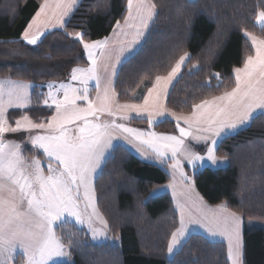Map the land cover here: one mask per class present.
I'll return each instance as SVG.
<instances>
[{
    "label": "trees",
    "instance_id": "obj_1",
    "mask_svg": "<svg viewBox=\"0 0 264 264\" xmlns=\"http://www.w3.org/2000/svg\"><path fill=\"white\" fill-rule=\"evenodd\" d=\"M153 2L158 15L148 36L119 68L115 80L118 100L140 102L137 97L144 96L156 76L168 74L184 52L191 59L170 89L167 107L187 114L194 104L232 90L236 85L233 69L254 55L252 41L244 33L264 39V26L257 22L264 0ZM40 3L42 0H0V77L34 84L32 104L10 111L13 123L23 115L39 123L50 120L55 108L39 101V88L65 81L74 68L89 64L82 44L63 31H54L38 46L23 41L22 33ZM126 4L127 0H82L66 30L86 31L88 41L109 36L115 22L123 21ZM133 121L163 132L178 128L171 119L159 124L143 118ZM25 150V154L31 153L28 146ZM111 152L94 187L109 232L120 241L97 243L85 229L65 223L57 231L70 249L71 260L57 264H230L226 242L197 232L169 258L168 245L179 227V212L169 191L156 190L167 184L170 174L158 164L140 159L122 143ZM216 152L228 158L225 167L190 171L200 195L210 205L226 202L246 222L264 221V117L221 139ZM244 229L245 264H264V226L250 228L246 223Z\"/></svg>",
    "mask_w": 264,
    "mask_h": 264
},
{
    "label": "snow or ice",
    "instance_id": "obj_2",
    "mask_svg": "<svg viewBox=\"0 0 264 264\" xmlns=\"http://www.w3.org/2000/svg\"><path fill=\"white\" fill-rule=\"evenodd\" d=\"M81 2L42 0L22 33L24 42L38 46L54 31H63L82 44L90 61L89 67L72 70V81L84 87L46 85L50 89L48 95L52 104L49 105L48 99L44 104L56 109L48 123H36L28 115H23L12 126L6 115L8 109H27L31 102L29 89L33 85L12 79L0 80V264H16L17 248L23 250L22 255L26 258L22 264H55L59 258L70 259V253L55 230L68 222L86 224L93 240L107 237V221L97 207L94 178L101 161L114 146L115 131L130 134L131 139L128 135L123 138L138 145L146 162L168 166L174 177L179 173L186 182L181 194L185 203L178 200L177 204L180 226L171 235L168 252L173 253L187 238L189 225L202 224L212 235L227 238V255L231 264H245L241 215L230 211L226 202L209 209L198 193L193 199L195 181L184 172L183 162L191 163L194 169L217 166L223 162L214 155L220 140L250 126L258 117H264V40L257 41L251 33H244L252 40L255 56H248L242 68L233 69L235 87L211 100L194 104L190 116H177L163 109L161 104L169 86L182 74V67H187L191 59L188 52L179 57L167 76L155 77V83L146 89V95L137 97L142 103L119 104L115 102L113 87L117 65L122 63V58L135 55L136 47L158 15L157 6L151 0H127L123 23L117 20L113 28L116 35L88 41L86 31L70 33L66 30ZM257 22L264 26V11L259 12ZM113 51L116 52L114 62ZM194 67L199 68L198 65ZM215 75L219 78L220 74ZM89 81L96 89L95 103L89 99L86 86ZM52 89L62 90L63 99H58ZM77 100L85 101L87 106L77 107ZM103 113L121 121L145 118L150 124L163 123L171 117L177 127L181 121L186 127H179V136L146 133L123 122L117 123V119L99 121L98 114ZM76 121L83 122V127L79 128L78 136H70L65 126ZM193 129L203 134L193 135ZM32 130L37 134L30 136L31 145L42 150L49 161L56 162V167L47 164V175L40 160L33 159L29 163L25 159L20 143L3 139L5 133ZM44 130L48 131L45 133ZM145 136L148 139H144ZM187 137L201 143L210 142L212 147L207 149L206 156H200L186 145ZM169 187L175 191L176 185ZM193 209L198 215H193Z\"/></svg>",
    "mask_w": 264,
    "mask_h": 264
},
{
    "label": "rangeland",
    "instance_id": "obj_3",
    "mask_svg": "<svg viewBox=\"0 0 264 264\" xmlns=\"http://www.w3.org/2000/svg\"><path fill=\"white\" fill-rule=\"evenodd\" d=\"M260 24V23H259ZM95 40H100V39H95ZM253 56V55H252ZM81 68H85V67H82V66H80ZM71 77H72V72L70 73V76L65 80V81H58L57 83H46V84H44V85H42L41 86V88H39V90L37 91V95H38V97H39V101L43 104V105H45L44 104V100L45 99H48V103H49V105H51L52 104V101H51V98L49 97V91H50V89L48 88V87H46V85H48V84H53V85H60V84H71V85H73L74 87H77V88H82V87H84L85 85H83V84H81V83H79V82H74V81H72V79H71ZM3 79H12V80H15V81H21V80H17V79H14V78H12V77H10V78H8V77H0V80H3ZM21 82H26V83H29V84H31V85H33V87L31 88V89H29V95H30V105L32 104V90H33V88H34V84L32 83V82H29V81H27V80H22ZM87 87H88V90H89V92H88V95H89V99H91L92 100V95H91V91H92V89H93V82H91V81H89L88 82V84L86 85ZM42 87L44 88V89H42ZM52 92H53V94H55V95H57V97H58V99H63V94H62V90L61 91H57L56 89H52L51 90ZM41 96V98H40V96ZM44 98H43V97ZM93 101V100H92ZM94 102V101H93ZM116 102V101H115ZM95 103V102H94ZM116 103H119V102H116ZM29 105V106H30ZM46 106V105H45ZM76 106L77 107H86L87 106V103L85 102V101H80V100H77L76 101ZM52 107H54V106H52ZM55 108V107H54ZM12 109H18V108H10V109H8V111H7V118H8V120H9V123L10 124H12V126H15V123H13L12 122V117H13V114L11 115L10 114V111L12 110ZM55 113H56V109H55ZM55 113H54V115H55ZM99 115V121H110V120H112V119H117V123H121V122H123V123H125L128 127H131V128H134V129H139V130H142V131H144V132H155V133H157V134H164V135H172V136H179L180 135V132H179V127H186V125H185V123L183 122V121H181L180 122V124H179V127L176 129V131H166V132H163V131H161V130H157V129H155V128H152V127H148L147 125H143V124H141V125H138V124H136V123H134V121H133V119L134 118H131V119H129V120H125V121H121L118 117H112V116H110V115H108L107 113H103V114H98ZM179 116H186V115H184V114H181V115H179ZM17 119H20V117L19 118H17ZM16 119V120H17ZM51 119V118H50ZM90 120H92V118L90 117L89 118ZM139 119V118H138ZM141 119V118H140ZM172 121H174L176 124H177V122L174 120V119H171ZM93 122H97V121H94L93 120ZM48 123V122H47ZM67 129H68V135H70V136H78L80 133H79V128L80 127H83V122H81V121H76V122H74V123H71V124H68V125H66L65 126ZM48 130H44V132L46 133ZM193 131V135H200L198 132H195L194 130H192ZM35 134H37V132H36V130H32V132H21V133H15V134H9V133H5L4 135H3V139H4V141H13V142H16V143H20L21 144V152H22V154H23V156L25 157V159L30 163L33 159H38V160H40L41 161V166L43 167V170H44V172L45 173H48L46 170H48V168H47V164L48 163H51L52 164V166L53 167H56V164H53L51 161H45L43 158H41L40 157V155H39V152L38 151H40V152H42V150H36V149H34V147L31 145V143H30V136H32V135H35ZM113 135L116 137V139H114L113 140V145L115 146V145H117L118 143H124V142H126L127 140H125L124 138H123V136H125V135H128L129 136V138L131 139V137H130V134H121L119 131H115V132H113ZM144 139H148V137L147 136H145L144 137ZM185 143H186V145H188L190 148H191V151L192 152H194V153H196V154H198V155H200V156H206L207 155V149L209 148V147H212V145L210 144V142L209 143H201V142H198V141H194V140H192L191 139V137H187V138H185ZM26 146H28L29 147V151L31 152L30 154H25L24 152L26 151L25 150V147ZM113 146V147H114ZM113 147L106 153V155H105V158L101 161V166H100V168L99 169H97V172H96V174H95V178H94V186H95V180H96V178H97V174L102 170V168H103V166H104V163H105V161L107 160V158L111 155V150L113 149ZM217 148V147H216ZM216 148H215V151H214V155L217 157V159L219 160V161H223L222 163H219L217 166H209V167H225L228 163H229V160H228V158H226V156H220V155H218L217 154V152H216ZM42 154H43V152H42ZM44 155V154H43ZM44 157H46L45 155H44ZM169 164H171V161H169ZM205 166H208V165H205ZM197 169H201V167H198V168H196V169H194L193 168V166H192V164L191 163H189V162H183V170H184V172L185 173H187V175L188 176H191L192 177V174H191V172L190 171H192V170H197ZM167 170H168V173L170 174V177H171V179L174 181L175 180V178H176V176H178L179 175V173H177L176 175H175V177L171 174V169L167 166ZM162 190V189H161ZM158 192V191H157ZM95 195H96V190H95ZM96 203H97V199H96ZM97 207H98V205H97ZM177 208V207H176ZM229 208V207H228ZM98 209H99V207H98ZM229 209H231V208H229ZM178 210V209H177ZM232 210V209H231ZM99 211H100V209H99ZM233 211V210H232ZM235 212V211H234ZM100 213L102 214V212L100 211ZM102 216H103V214H102ZM103 218H104V216H103ZM105 219V218H104ZM247 226L248 227H250L251 228V226H258V227H262V226H264V221H260V220H256V219H250V220H248L247 222ZM85 226V228H86V232H88V234L91 236V233H90V231L88 230V227H87V225L86 224H84V225H78V227H84ZM97 226H99V225H97ZM69 231V230H68ZM69 233H70V231H69ZM113 238H115V239H113ZM91 239H92V237H91ZM93 240V239H92ZM94 242H97V243H99V242H111V241H116V242H119L120 241V238L119 237H115L114 235H112V234H110V232H109V229H108V223H107V237L106 238H100V239H96V240H93ZM184 242V241H183ZM67 251V250H66ZM70 258H71V256H70ZM62 259H65V258H59L58 260H62ZM66 259H68V258H66ZM229 259V258H228ZM25 260V259H24ZM23 260V258H20L17 262H16V264H22V262L24 261ZM69 260H71V259H69Z\"/></svg>",
    "mask_w": 264,
    "mask_h": 264
},
{
    "label": "crops",
    "instance_id": "obj_4",
    "mask_svg": "<svg viewBox=\"0 0 264 264\" xmlns=\"http://www.w3.org/2000/svg\"><path fill=\"white\" fill-rule=\"evenodd\" d=\"M151 2L152 3H154L153 2V0H151ZM154 22V21H153ZM153 22L152 23H150V25H149V29H148V32H147V35H146V37L148 36V34H149V30H150V28H151V26H152V24H153ZM121 23H123V21H121ZM114 35H116V34H114L113 33V30H112V32L109 34V36H114ZM252 36H254V37H256V39H257V41H260V40H264V39H262V38H260L259 36H257V35H252ZM146 37L142 40V42L136 47V50H135V53L138 51V49L141 47V44L143 43V41L146 39ZM129 39H131V35H129V37H128ZM249 38V40L250 41H252L251 40V38L250 37H248ZM103 39V38H102ZM121 39H123V37H121ZM115 55H116V52L115 51H113V53H112V62H114L115 61ZM253 56H255V48H254V55ZM128 58H130V57H128ZM128 58H126V59H124V58H122V63H124ZM122 63L121 64H119V65H117V75H118V72H119V68H120V66L122 65ZM90 66V61H89V64L87 65V66H84L85 68H87V67H89ZM175 66V65H174ZM243 67V66H242ZM242 67H240V68H242ZM81 68V67H80ZM184 67H182V69H183ZM182 71V70H181ZM117 75H116V77H117ZM235 75V74H234ZM162 76H167V74L166 75H162ZM116 77H114V83H113V87H114V89H115V84H116ZM176 81V80H175ZM174 81V82H175ZM154 83H155V81H154ZM153 83V84H154ZM152 84V85H153ZM152 85H151V87H152ZM173 85H174V83H173ZM173 85H171V86H169V88H168V92H167V94H166V96H164L163 98H162V100H161V104H162V107H163V109H165V110H167L168 112H173V113H175L177 116H179V115H181V114H184V115H186V116H190L191 115V113L193 112H189V113H180V112H175V111H173L172 109H170L169 107H167V105H166V102H165V100H166V98H167V96H168V94H169V92H170V89L172 88V86ZM235 87V86H234ZM233 87V88H234ZM150 88V87H149ZM147 89V88H146ZM146 89H145V94L144 95H146ZM231 91V90H230ZM223 94V93H222ZM91 97H92V100L94 101V102H96V89H95V87L93 86V89H92V91H91ZM219 96V95H218ZM213 97H211L210 99H208V100H211ZM115 101L116 102H119V104H124V103H142V100L140 101V102H133V101H128V102H121V101H119L118 100V98H117V93H116V97H115ZM131 115V114H130ZM29 116V115H28ZM30 117V116H29ZM52 117V116H51ZM50 117V118H51ZM31 118V117H30ZM49 118V119H50ZM134 119H138V118H135V117H133ZM32 119V118H31ZM140 119V118H139ZM143 119H145V118H143ZM168 119H174V118H168ZM33 120V119H32ZM175 120V119H174ZM34 121V120H33ZM50 120H48L47 122H49ZM35 122V121H34ZM47 122H43V123H47ZM36 123H39V122H37L36 121ZM148 127L150 126V125H147ZM150 127H152V126H150ZM152 128H154V127H152ZM194 131H195V129H193ZM196 132V131H195ZM200 134V133H199ZM201 134H203V133H201ZM123 145L124 146H126L129 150H131V151H133L140 159H142V160H145V158H144V156H143V154H142V152L139 150V147H138V145L137 144H132V143H129L128 141H126V142H124L123 143ZM45 161H48L49 162V160L47 159V157H45V159H44ZM146 161V160H145ZM53 164H56V162H55V160H52L51 161ZM156 164H158V163H156ZM159 166H161L160 164H158ZM162 168H164L165 170H167V166H161ZM47 172H48V170H46ZM167 172H168V170H167ZM46 175L48 174V173H45ZM172 184H175L176 185V188H175V191L171 188V187H169L170 185H172ZM186 184V182L185 181H183L182 179H181V177L178 175V176H176V178H175V180L173 181L171 178H170V180L167 182V184L166 185H164V186H162V187H160V188H158L157 190H159L158 192H167V191H169L170 192V194H171V196H173V200H174V205H175V207H177V209H178V212H179V208H178V206H177V204H178V200H179V203H181V204H183V203H185V201H184V199L182 198V196H181V194H182V192H183V186ZM162 189V190H161ZM194 189H195V191H194V193H193V199H195V194H199V196L200 197H202V195H200V193H199V191H198V189H197V187H196V185H194ZM157 192V191H156ZM203 201H204V203L208 206V208L209 209H214V208H216L217 207V205H210L209 203H207L206 202V200L204 199V197H203ZM189 207H191V205L189 204ZM229 209V208H228ZM230 211H232L231 209H229ZM193 211V215H198V212L196 211V209H193L192 210ZM239 214V213H238ZM179 219H180V213H179ZM72 223V222H71ZM74 224V223H73ZM77 225V224H76ZM245 225H246V221L244 220V218L242 217V221H241V234H242V237H243V235H244V227H245ZM78 226V225H77ZM179 226H180V224H179ZM81 228V227H80ZM57 229H58V227L55 229L56 230V234H57V236H59V237H61L62 238V236H60V234L58 233V231H57ZM82 229H85L86 230V228H85V226L84 227H82ZM193 232H197V233H200V234H202V235H205V236H207L209 239H211V240H213V241H216V240H220V241H224V242H226V244H227V238L226 237H224V236H220V235H212L211 233H209L208 232V230L202 225V224H200V225H196V224H193V225H189L188 226V235H187V238L191 235V234H193ZM186 238V239H187ZM185 239V240H186ZM185 240H183V241H185ZM62 241H63V239H62ZM170 241H171V239H170ZM183 241H182V243H183ZM64 243V242H63ZM182 243L179 245V246H177L175 249H174V251H173V253H169V252H167V255L169 256V258L170 257H173L174 255H175V252H177L179 249H180V247H181V245H182ZM64 245H65V250H67L69 253H70V249H69V247L64 243ZM22 249H19V248H17V252H16V256H17V261L20 259V258H23V260L24 259H26L23 255H22ZM65 260H69V259H62V260H57L56 262H55V264H57L58 262H63V261H65ZM229 261H230V259H229ZM230 264H231V261H230Z\"/></svg>",
    "mask_w": 264,
    "mask_h": 264
}]
</instances>
